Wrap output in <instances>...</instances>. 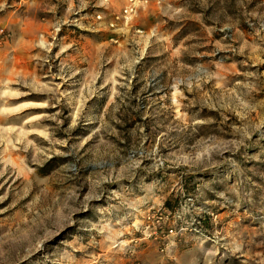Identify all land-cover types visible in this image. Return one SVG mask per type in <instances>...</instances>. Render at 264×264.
Instances as JSON below:
<instances>
[{"label": "rangeland", "instance_id": "374dc122", "mask_svg": "<svg viewBox=\"0 0 264 264\" xmlns=\"http://www.w3.org/2000/svg\"><path fill=\"white\" fill-rule=\"evenodd\" d=\"M0 0V264H264V0Z\"/></svg>", "mask_w": 264, "mask_h": 264}, {"label": "built area", "instance_id": "2783aa9c", "mask_svg": "<svg viewBox=\"0 0 264 264\" xmlns=\"http://www.w3.org/2000/svg\"><path fill=\"white\" fill-rule=\"evenodd\" d=\"M151 0H127V5L124 7L122 14L129 16L134 13L137 7L147 5Z\"/></svg>", "mask_w": 264, "mask_h": 264}]
</instances>
